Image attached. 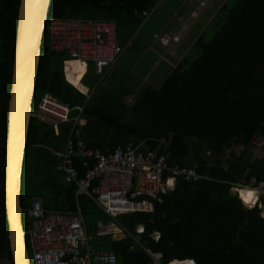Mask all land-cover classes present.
I'll list each match as a JSON object with an SVG mask.
<instances>
[{"label": "trees", "instance_id": "16d2710c", "mask_svg": "<svg viewBox=\"0 0 264 264\" xmlns=\"http://www.w3.org/2000/svg\"><path fill=\"white\" fill-rule=\"evenodd\" d=\"M157 4L158 0H52L49 18L114 22L118 39L126 45L145 24L143 13L153 14ZM19 5L20 0H0V264H13L4 179ZM212 24L216 32L210 40L201 34L159 87H145L133 99L125 87H100L102 81L92 67L81 80L84 68L73 62L66 64L67 76L79 72L69 79L79 90L68 83L63 68L70 57L50 50L45 34L34 110L41 97L50 94L67 104L72 116L83 109L80 132L88 148L110 152L118 145L143 143L165 155L171 167H196L208 180L179 179L173 191L151 201L152 212L118 217L124 238L98 235L99 223L112 220L92 199L77 195L75 185L65 184L57 169L56 153L64 149L68 127L56 135L50 125L32 118L22 182L25 228L27 203L39 197L47 210L80 208L95 249L113 252L118 264H156L151 254L161 255L160 264H264L262 211L259 206L245 207L231 191L234 184L252 178L264 181V145L260 158L250 151L257 136L264 140V0H228ZM89 85L95 87L87 99L81 91L87 93ZM139 227L143 232H137ZM95 238L103 243L94 244Z\"/></svg>", "mask_w": 264, "mask_h": 264}, {"label": "built area", "instance_id": "2783aa9c", "mask_svg": "<svg viewBox=\"0 0 264 264\" xmlns=\"http://www.w3.org/2000/svg\"><path fill=\"white\" fill-rule=\"evenodd\" d=\"M151 14L143 13L146 19ZM195 17L197 13L191 18ZM45 34L50 50L65 52L70 57L63 68L68 83L67 63L76 61L84 71L92 64L95 74L103 81L128 48L119 43L117 25L111 21L49 18ZM180 38L181 33L175 35L172 42L177 43ZM85 96L89 98L88 93ZM82 111L72 116L67 104L44 94L32 118L52 126L57 132L63 126L68 127L64 150L58 154L57 169L63 173V182L75 185L77 195L92 199L112 220L126 214L152 212L151 201L173 191L179 179L187 183L208 180L197 173L196 167H171L165 155L150 151L143 143L118 145L110 152L88 148L80 132L85 124ZM231 191L245 207L259 206L264 217V181L252 178L248 183L234 184ZM43 204L42 198L35 197L27 211L24 234L32 264H118L113 252L95 250L80 210H47ZM141 230L143 232V228ZM151 256L160 264L161 255Z\"/></svg>", "mask_w": 264, "mask_h": 264}, {"label": "water", "instance_id": "95a60500", "mask_svg": "<svg viewBox=\"0 0 264 264\" xmlns=\"http://www.w3.org/2000/svg\"><path fill=\"white\" fill-rule=\"evenodd\" d=\"M51 3L52 0H20L18 9L4 179L5 211L13 264H32L24 234L22 182L37 75Z\"/></svg>", "mask_w": 264, "mask_h": 264}, {"label": "rangeland", "instance_id": "374dc122", "mask_svg": "<svg viewBox=\"0 0 264 264\" xmlns=\"http://www.w3.org/2000/svg\"><path fill=\"white\" fill-rule=\"evenodd\" d=\"M226 1L228 0H158L156 11L145 21L133 40L126 44L128 48L125 57L115 67L114 73L103 79L101 85L106 87L111 81L114 85L113 88L125 86L136 97L145 87H159L161 75L172 64L170 57L167 58L164 52L169 54L186 48L201 34L210 40L216 32L212 20ZM193 13H197V17L192 19ZM178 33H181V42L176 47H171L170 44L162 45L164 35L172 38L174 34ZM120 41L125 44L122 37ZM89 80H92V77H89ZM54 142L59 141L54 139ZM263 145L264 140L261 138L252 144L250 151L254 157L262 156ZM235 150L238 151V148ZM27 206L30 207L29 202ZM103 232L109 233L116 240L122 239L126 235V232L115 223L108 224ZM137 232L141 233V228H138ZM98 242L103 243V240L95 238L94 244ZM2 264L8 263L3 262Z\"/></svg>", "mask_w": 264, "mask_h": 264}, {"label": "crops", "instance_id": "0c3cea01", "mask_svg": "<svg viewBox=\"0 0 264 264\" xmlns=\"http://www.w3.org/2000/svg\"><path fill=\"white\" fill-rule=\"evenodd\" d=\"M193 15V14H192ZM179 34V33H178ZM175 35H177V34H174L173 35V37L175 36ZM200 36V35H199ZM199 36H197L196 37V40L199 38ZM172 37V38H173ZM172 38H170L168 35H164V38H162V45L163 46H167V45H171V47H176L180 42H181V40H179V42H177V43H173L172 42ZM196 40H194L193 42H192V44H190L188 47H184L183 49H181V50H179V51H174V52H170L169 54H165V52H164V55L167 57V58H169L170 57V59H171V63L172 64H170L169 65V68H168V70L165 72V73H163L162 75H161V78H160V80H159V83H160V85L162 84V82L164 81V79L166 78V76L178 65V63L183 59V57H185L186 56V54L189 52V50H190V48L192 47V45L195 43V41ZM119 43L121 44V45H125V44H123V43H121V41H120V39H119ZM125 57V53L123 54V56L119 59V61L117 62V64L115 65V67L118 65V63L119 62H121L122 60H123V58ZM89 65H91V67L93 68V65L92 64H89ZM83 67V66H82ZM115 67L112 69V71L109 73V77L114 73V70H115ZM89 68L90 67H87V69H86V71H84V73H83V75H82V77H84L85 75H86V73L88 72V70H89ZM93 71H94V69H93ZM63 72H64V69H63ZM95 73V72H94ZM96 75V74H95ZM110 79V78H109ZM79 80V79H78ZM81 81V80H80ZM81 83V82H80ZM111 83V84H110ZM102 84V83H101ZM72 85V84H71ZM74 87H78V83L76 84V85H73ZM89 86H91V85H89ZM94 86V85H93ZM93 86H91V88L89 87V91L87 92L88 93V95H89V98H90V96H91V93H92V90H93ZM113 84H112V82L111 81H109V83H108V85H106V87H104L103 85H101V87H103V88H105V89H112L113 88ZM95 87V86H94ZM125 87V86H124ZM126 88V87H125ZM78 89V88H77ZM127 89V88H126ZM79 90V89H78ZM128 91H130L129 89H127ZM81 91V90H80ZM82 92V94H87L86 92H83V91H81ZM131 92V91H130ZM132 93V92H131ZM133 94V93H132ZM133 98H135L136 96H132ZM89 98H87V99H89ZM84 123H85V121H84ZM52 127V126H51ZM63 127H66V126H63ZM53 128V127H52ZM61 130H62V127L59 129V131L57 132V131H55L54 130V133L56 134V135H59L60 133H61ZM67 132H68V128H67V130H66V132H65V136H66V134H67ZM67 138V137H66ZM65 144H66V142H65ZM65 147V146H64ZM64 150V149H63ZM60 153H62V151L60 152ZM60 153H56V155L58 156V154H60ZM58 158H59V156H58ZM59 160H60V158H59ZM60 162V161H59ZM34 199V198H33ZM31 203H32V201L30 202V206H31ZM95 203V202H94ZM28 204V203H27ZM97 206V205H96ZM98 207V206H97ZM99 208V207H98ZM100 209V208H99ZM78 210H80L81 211V209L80 208H78L77 209V211ZM55 211V210H54ZM81 213H82V211H81ZM82 216H83V214H82ZM84 218V217H83ZM111 219V218H110ZM112 220V219H111ZM117 224V222L116 221H114V220H112L111 221V223H108V224ZM108 224H103V223H99V229H100V231H99V234L98 235H110L109 233H105V232H103V229H105L107 226H108ZM87 232V231H86ZM88 234V233H87ZM90 236V235H89ZM112 236V235H111ZM91 237V236H90ZM125 237V236H124ZM112 238H113V236H112ZM114 239V238H113ZM114 240H116V239H114ZM118 240H120V239H118ZM91 243H92V237H91ZM92 245H93V243H92ZM94 246V245H93ZM95 248V247H94ZM96 250V249H95ZM97 251H99V252H109V251H100V250H97ZM186 263H188V264H190L189 262H182V263H180V262H178L177 264H186Z\"/></svg>", "mask_w": 264, "mask_h": 264}, {"label": "bare ground", "instance_id": "6f19581e", "mask_svg": "<svg viewBox=\"0 0 264 264\" xmlns=\"http://www.w3.org/2000/svg\"><path fill=\"white\" fill-rule=\"evenodd\" d=\"M72 62H73V63H77L76 61H71V62H69V63H72ZM77 64H78L77 67H81V65H80L79 63H77ZM66 72H67V71H66ZM78 73H79V72L76 71L73 75L70 76L69 79L72 81L73 79H75V78L78 76ZM67 78H68V76H67ZM69 79H68V80H69ZM70 80H69V81H70ZM71 81H70V83H71ZM71 84H72V83H71ZM72 85H73V84H72ZM246 200L249 201L250 199L247 198ZM186 264H188V263H186Z\"/></svg>", "mask_w": 264, "mask_h": 264}]
</instances>
